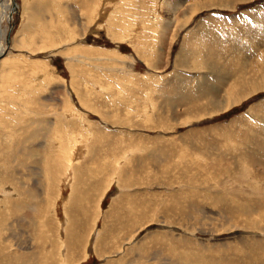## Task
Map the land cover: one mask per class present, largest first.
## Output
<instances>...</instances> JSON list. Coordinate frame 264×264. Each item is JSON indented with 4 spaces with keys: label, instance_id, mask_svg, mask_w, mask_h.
Returning a JSON list of instances; mask_svg holds the SVG:
<instances>
[{
    "label": "rangeland",
    "instance_id": "rangeland-1",
    "mask_svg": "<svg viewBox=\"0 0 264 264\" xmlns=\"http://www.w3.org/2000/svg\"><path fill=\"white\" fill-rule=\"evenodd\" d=\"M263 132L264 0H0V264H264Z\"/></svg>",
    "mask_w": 264,
    "mask_h": 264
},
{
    "label": "bare ground",
    "instance_id": "bare-ground-1",
    "mask_svg": "<svg viewBox=\"0 0 264 264\" xmlns=\"http://www.w3.org/2000/svg\"><path fill=\"white\" fill-rule=\"evenodd\" d=\"M198 7V6H197ZM196 7V8H197ZM190 12H194V11H192V9H191V11ZM255 21H254V27L255 26H260V24L262 25V23H260L259 25H257V22H262V21H260V19H254ZM246 24H248L247 22H245ZM234 28V27H233ZM238 30V29H237ZM233 35H235V34H233ZM207 37V36H206ZM223 38H226L227 40H230V46L232 47V48H235V51H234V55L238 58V57H240V56H242V54H241V52H240V48H239V46L237 45V44H235V42H234V39H236V37H233V36H228V35H225V36H223ZM208 39V38H207ZM260 39V38H259ZM201 41H203V39L201 40ZM259 41H261V39L259 40ZM262 42V41H261ZM231 48V49H232ZM206 68H207V66H206ZM209 68V67H208ZM233 87H236V86H232L231 88H230V90L229 91H231L230 92V94L231 95H228L227 97H229L230 99H228V101H231V102H236L239 98H241L242 96H241V94L239 93L238 94V92H237V90H235L236 92L235 93H232V89H233ZM216 106H218V105H216ZM264 133V132H263ZM246 136V135H245ZM245 138H248V136L247 137H245ZM250 140V139H249ZM247 141V140H246ZM248 144V143H247ZM264 149V148H263ZM262 149V150H263ZM32 151V150H31ZM259 152V151H258ZM48 154V153H47ZM263 154V153H262ZM261 154V155H262ZM264 155V154H263ZM259 156V155H258ZM262 157V156H261ZM261 157H260V159H261ZM259 158V157H258ZM263 158V157H262ZM264 159V158H263ZM51 162V161H50ZM260 162V161H259ZM263 162V161H262ZM261 162V163H262ZM17 174V173H16ZM23 185V184H22ZM45 186V185H44ZM46 190V189H45ZM21 193V192H20ZM50 194V193H49ZM220 196L219 197H216V198H213L212 200H213V203L216 205V204H218L220 201H222V198L224 197L222 194H219ZM28 198V197H27ZM47 199H48V197H47ZM46 200V199H45ZM45 200H44V202H45ZM139 200V199H138ZM30 201V200H29ZM134 201V200H133ZM142 201V200H141ZM141 201H140V203H141ZM145 202V201H144ZM135 203V202H134ZM29 204V203H28ZM125 204H126V202H125ZM143 204V203H142ZM132 205V204H131ZM144 205V204H143ZM190 205V204H189ZM38 206V205H37ZM46 206V205H45ZM241 206V205H240ZM133 207H134V205H133ZM141 207H142V205H141ZM189 208V207H188ZM130 209V208H129ZM136 209H137V207H136ZM189 209H191V206H190V208ZM241 209H242V213L243 214H245L246 216H247V218H248V220L250 219V217L253 215V213H252V210H251V208L248 206V208L246 209V206L243 204L242 205V207H241ZM37 211L39 210V209H36ZM139 210V209H138ZM223 210H225V209H223ZM47 211V210H46ZM220 211V210H219ZM133 212V211H132ZM224 212V211H223ZM128 213V212H127ZM228 213V212H227ZM77 214V213H76ZM184 215L186 214L185 212L183 213ZM218 214V213H217ZM74 216H75V214H74ZM73 216V217H74ZM135 216V215H134ZM137 217V216H136ZM256 217V216H255ZM260 216H257L256 218H259ZM48 218V217H47ZM47 218H45L46 220H47ZM131 218L133 219V217H130V220H131ZM255 218V219H256ZM75 219V218H74ZM116 219V218H115ZM120 219V218H119ZM53 221V219H50V220H47L48 222L49 221ZM136 220V219H135ZM134 220V221H135ZM187 220V219H186ZM132 221V220H131ZM250 221H252V220H250ZM41 222V221H40ZM120 222V221H119ZM253 222H255V221H253ZM252 222V223H253ZM42 223V222H41ZM45 226H47V222L45 221ZM251 223V224H252ZM49 224V228H51L50 226H51V223H48ZM42 227V226H41ZM70 227V226H69ZM116 227V226H115ZM119 227V226H118ZM71 228L72 229H65L66 230V235L69 237V236H75L76 235V233H77V225H73V226H71ZM75 231V232H74ZM41 232V231H40ZM74 232V233H73ZM79 233V232H78ZM80 235V234H79ZM72 238H74V237H72ZM76 240V239H75ZM70 241V240H69ZM100 242V241H99ZM81 243V242H80ZM261 243V242H260ZM74 244V245H73ZM100 244V243H99ZM255 244V243H254ZM101 245V244H100ZM68 246H69V248L71 249V251L73 250H75V248H76V245H75V241H72V242H70L69 244H68ZM263 246H264V244H263ZM144 248V247H143ZM72 251V252H73ZM148 251V250H147ZM147 251H146V253H147ZM72 252H70L71 254H72ZM177 253H178V250H177ZM139 254V253H138ZM141 254V253H140ZM139 256V255H138ZM137 256V257H138ZM140 259H141V257H140ZM139 259V260H140ZM135 260H138V259H135ZM24 262H26L25 260H24ZM23 264H26V263H23ZM160 264V263H159Z\"/></svg>",
    "mask_w": 264,
    "mask_h": 264
}]
</instances>
